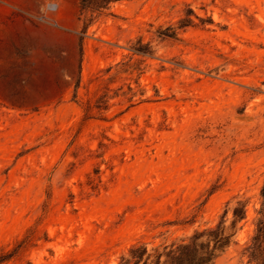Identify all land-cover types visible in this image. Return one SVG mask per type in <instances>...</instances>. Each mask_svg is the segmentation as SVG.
Instances as JSON below:
<instances>
[{
	"label": "rangeland",
	"instance_id": "374dc122",
	"mask_svg": "<svg viewBox=\"0 0 264 264\" xmlns=\"http://www.w3.org/2000/svg\"><path fill=\"white\" fill-rule=\"evenodd\" d=\"M263 184L264 0H0L3 264H120L240 203L214 264H254Z\"/></svg>",
	"mask_w": 264,
	"mask_h": 264
},
{
	"label": "trees",
	"instance_id": "16d2710c",
	"mask_svg": "<svg viewBox=\"0 0 264 264\" xmlns=\"http://www.w3.org/2000/svg\"><path fill=\"white\" fill-rule=\"evenodd\" d=\"M117 0H81L83 9H103L111 2ZM183 23L181 26H187ZM167 36L175 37L177 32L173 30ZM148 44H142L135 50L142 53L150 52ZM106 96V95H105ZM101 97L100 103L106 102ZM264 199V184L261 189ZM246 205L238 204L233 209V219L230 225L221 221L216 227L198 231L192 235L188 242L178 245L176 248L154 247L149 249L147 245H138L130 249L129 255L121 259L120 264H214L215 260L223 254L233 243L238 231L239 223L245 218ZM28 239L21 241L11 252L0 255V264L15 257L27 244ZM250 257L254 264H264V202L257 221L255 235L250 246Z\"/></svg>",
	"mask_w": 264,
	"mask_h": 264
}]
</instances>
